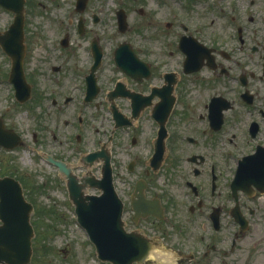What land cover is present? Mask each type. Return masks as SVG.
<instances>
[{
    "label": "flooded vegetation",
    "instance_id": "1",
    "mask_svg": "<svg viewBox=\"0 0 264 264\" xmlns=\"http://www.w3.org/2000/svg\"><path fill=\"white\" fill-rule=\"evenodd\" d=\"M153 1L155 7L148 0H128L126 32L131 34L118 44L129 45L130 72L116 66L118 44L108 58L103 52L96 61L91 42L100 40L94 35L73 47L65 33V43L58 38L55 44L59 55L42 53L50 43L31 53L36 42L24 26L22 67L30 96L22 103L15 98L5 55L0 85L6 81L10 99L6 106L0 101V129L22 136L16 109L33 110L45 101L57 127L62 116L72 118L63 122L80 143L87 109L97 126L94 148L86 152L110 151L116 198L105 207L114 215L120 209L124 230L153 242L167 239L166 230L176 231L179 264L264 258V4ZM254 4L262 9L251 12ZM140 26L143 33L134 35ZM188 49L190 67L184 65ZM104 107L108 134L100 131ZM52 137L58 147L48 155L66 162L68 155L80 153L78 164L84 163L67 135L57 139L53 132ZM36 139L33 131L32 142ZM156 142L158 156L152 160ZM25 143L0 145V167L6 152ZM4 175L17 177L11 171Z\"/></svg>",
    "mask_w": 264,
    "mask_h": 264
},
{
    "label": "rangeland",
    "instance_id": "2",
    "mask_svg": "<svg viewBox=\"0 0 264 264\" xmlns=\"http://www.w3.org/2000/svg\"><path fill=\"white\" fill-rule=\"evenodd\" d=\"M148 1L152 7L156 6L153 0ZM210 1L214 3L217 0ZM242 1L247 4V0ZM258 1L264 4V0ZM127 4L128 0H88L84 11L77 12L75 0H25L24 14L25 21L28 22L26 27L28 34L33 36L36 42L34 45L32 44L31 53L33 49L34 52H40V44L50 43L51 49L48 47L42 53H50V56H54L60 51L59 46L55 45L57 39L67 33L73 47L83 40L82 37L88 35L98 37L101 47L104 49L105 58H108L113 46L127 39L131 34L130 32H119L115 20V10L119 7L126 9L128 13ZM261 9V6L254 4L250 11H260ZM182 12L183 8L181 14ZM95 17L97 18L96 22L93 20ZM12 18L13 12L0 6V29L8 25ZM79 18H82L84 22L85 31L83 33H79L77 30ZM143 29L144 27L140 26L139 32H134V35L142 34ZM85 39L87 43L88 37ZM4 57L0 49V68L5 67L6 59ZM9 99L7 83L4 80L0 85V101L6 106ZM40 104H42L41 107L35 106L33 110L25 107L16 109V126L23 133L22 138L26 143L16 150L6 152L3 166L0 167V173L11 171L17 175L23 183L26 198L34 205L31 213L34 229L30 238L31 255L26 264H111L109 261L97 258L94 245L85 230L76 221L74 206L68 198L64 176L57 173L54 166L45 158L46 153H53L58 147L57 141L52 137L53 132L56 133L57 139L64 140V136L67 135L69 141L72 142L71 145L75 144L74 137L70 138L71 127H66L63 122V119L71 117L62 116L57 127L50 122V117L46 113L48 107L45 101ZM71 107L70 105L69 111ZM84 111L86 116L84 115V121L79 128L83 137L77 146L82 153L94 148V127L97 126L92 118H88L87 109ZM101 113L104 118L100 119L104 122L105 127L100 131H106L108 134L111 124L108 120L107 107H104ZM34 119L35 125H32ZM74 122H77V119ZM33 131L37 136L34 143L32 142ZM79 154L66 157V162L74 167V172L78 176L88 172L99 176L100 164L94 162L91 166H79L77 160ZM1 155L0 153V158ZM86 192L94 193V189H86ZM166 234L167 239L155 240L154 250L176 254L177 232L166 230ZM173 258V261L161 263L151 251L147 261L133 264H179L174 263L175 256ZM0 264L6 263L0 262ZM184 264L191 263L186 261ZM246 264H264V258L251 257Z\"/></svg>",
    "mask_w": 264,
    "mask_h": 264
},
{
    "label": "water",
    "instance_id": "3",
    "mask_svg": "<svg viewBox=\"0 0 264 264\" xmlns=\"http://www.w3.org/2000/svg\"><path fill=\"white\" fill-rule=\"evenodd\" d=\"M86 2L87 0H76L75 9L82 11ZM0 4L15 13L8 30L3 34L0 33V44L12 60L9 80L14 84L16 96L24 100L29 93L22 72L24 0H0ZM117 18L119 30L124 31L126 21L122 9L117 11ZM78 29L79 31L82 29L81 20H79ZM62 42L65 43V39ZM92 49L98 60L101 52L94 42L92 43ZM127 52V45L121 44L115 49L114 56L118 66L124 71L130 72L133 65L130 63ZM186 53L187 57L184 65L190 67V50H186ZM160 108V106H157L155 111L158 113ZM133 113L135 112L133 111ZM159 115L155 116L158 117ZM17 139L18 136L11 137L8 131L0 129L1 144L12 147L17 143ZM157 152L156 148L154 157H157ZM101 155L104 159L102 178L98 183L90 181V185H99L103 189L101 196L83 194L82 187L84 184L76 180L64 163L55 162L68 177L69 196L75 205L77 221L95 245L98 258L108 260L112 264L142 262L151 247L150 243L144 237L122 229L119 209L117 214L114 215L110 213L109 207H105L106 203L110 205L115 195L111 186L109 155L105 152ZM95 157L96 153H91L88 156L90 160ZM31 210L32 204L24 199L19 182L12 177H0V261L7 264H26L29 261L31 254L30 238L33 234L30 224Z\"/></svg>",
    "mask_w": 264,
    "mask_h": 264
},
{
    "label": "bare ground",
    "instance_id": "4",
    "mask_svg": "<svg viewBox=\"0 0 264 264\" xmlns=\"http://www.w3.org/2000/svg\"><path fill=\"white\" fill-rule=\"evenodd\" d=\"M154 253V256L158 258V260L161 262V263H167V262H170V261H173V254H171L170 252H164L162 250H153L152 251Z\"/></svg>",
    "mask_w": 264,
    "mask_h": 264
}]
</instances>
